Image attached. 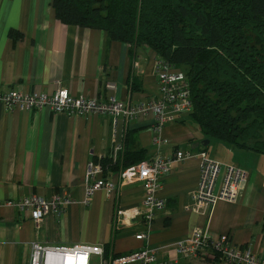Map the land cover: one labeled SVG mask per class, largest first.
<instances>
[{
	"label": "crops",
	"instance_id": "obj_1",
	"mask_svg": "<svg viewBox=\"0 0 264 264\" xmlns=\"http://www.w3.org/2000/svg\"><path fill=\"white\" fill-rule=\"evenodd\" d=\"M51 4L52 0H0V94L66 89L74 97L100 102L115 97L130 107L158 98L153 68L157 56L150 48L111 41L100 30L64 25ZM107 83L115 90H108ZM154 131L151 114L114 123L97 114L69 117L49 110H7L0 104V264H30L33 243L98 246L107 264L145 248L157 250L158 262L203 264L173 251L174 244L195 228L225 236L232 246L264 259V155L205 138L189 115L155 131L159 145L153 142ZM116 144L121 146L115 161L119 169L103 174L116 183L115 192L98 190L87 199L89 165L112 160ZM177 150L194 157L176 162ZM125 151L144 160L158 154L171 161L156 194L164 206L144 240L135 239L144 230L141 217L128 225L117 217L118 211L141 209L144 196L140 183L116 181ZM201 152L247 173L235 201H218L205 213L187 209L198 185ZM55 194L70 204L60 216H45L38 229L13 205L29 195L49 199ZM98 261L93 257V264Z\"/></svg>",
	"mask_w": 264,
	"mask_h": 264
},
{
	"label": "trees",
	"instance_id": "obj_2",
	"mask_svg": "<svg viewBox=\"0 0 264 264\" xmlns=\"http://www.w3.org/2000/svg\"><path fill=\"white\" fill-rule=\"evenodd\" d=\"M64 25L147 46L189 80L205 138L264 155V0H52ZM123 168L144 158L124 152ZM117 160V159H116ZM103 172L119 169L101 159Z\"/></svg>",
	"mask_w": 264,
	"mask_h": 264
},
{
	"label": "built area",
	"instance_id": "obj_3",
	"mask_svg": "<svg viewBox=\"0 0 264 264\" xmlns=\"http://www.w3.org/2000/svg\"><path fill=\"white\" fill-rule=\"evenodd\" d=\"M153 68L158 81V98L155 101L130 107L124 102L110 97L107 102L89 99L84 96L74 97L66 89H59L52 94L39 91L24 93L9 90L0 94V104L7 110L18 108L26 112L49 110L55 114L69 117L97 114L108 116L115 123L118 118L134 120L148 114L154 117V130L157 132L164 125L173 123L184 115L192 112L193 103L189 80L186 75L167 62L156 57ZM108 90H115L113 83H107ZM154 131V144L159 145L161 139ZM114 136V135H113ZM121 146H113L112 162L117 159ZM194 157L191 152L177 150L174 161L180 162ZM200 160L199 180L192 195L193 205L187 207L193 212L205 213L218 201H235L242 192L247 181V173L234 165H223L210 159L205 152L197 155ZM170 160L160 155L150 160H143L133 166L121 170L116 181L123 183H140L144 196L141 209L118 211L117 217L126 225L130 220L141 217L144 230L135 235L136 240H144L149 225L155 214L164 206V201L157 198L161 179L168 173ZM103 167L99 162L91 163L85 177L87 199L98 190L112 195L116 183L103 177ZM70 201L61 195H53L49 199L35 195L26 196L13 205L26 213L35 228H39L41 220L53 214L60 216ZM30 264H93V257H98V264H107L103 260L101 247L73 245L70 247H48L38 243L31 245ZM175 254L188 261L203 264H264V259L253 255L246 248L234 247L225 236L212 235L207 229L195 228L191 235L174 244ZM157 250L142 249L112 260V264H172L171 261L158 262Z\"/></svg>",
	"mask_w": 264,
	"mask_h": 264
},
{
	"label": "water",
	"instance_id": "obj_4",
	"mask_svg": "<svg viewBox=\"0 0 264 264\" xmlns=\"http://www.w3.org/2000/svg\"><path fill=\"white\" fill-rule=\"evenodd\" d=\"M205 144L207 145L208 144V141H205Z\"/></svg>",
	"mask_w": 264,
	"mask_h": 264
},
{
	"label": "rangeland",
	"instance_id": "obj_5",
	"mask_svg": "<svg viewBox=\"0 0 264 264\" xmlns=\"http://www.w3.org/2000/svg\"><path fill=\"white\" fill-rule=\"evenodd\" d=\"M212 140L217 141V140H215V139H212ZM262 157L264 158V156H262Z\"/></svg>",
	"mask_w": 264,
	"mask_h": 264
}]
</instances>
